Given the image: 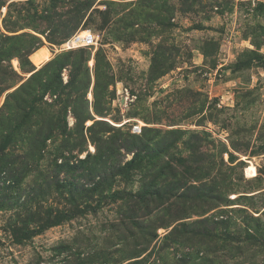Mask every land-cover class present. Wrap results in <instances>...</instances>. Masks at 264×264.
Instances as JSON below:
<instances>
[{
	"label": "rangeland",
	"instance_id": "obj_1",
	"mask_svg": "<svg viewBox=\"0 0 264 264\" xmlns=\"http://www.w3.org/2000/svg\"><path fill=\"white\" fill-rule=\"evenodd\" d=\"M0 264H264V0H0Z\"/></svg>",
	"mask_w": 264,
	"mask_h": 264
},
{
	"label": "built area",
	"instance_id": "obj_2",
	"mask_svg": "<svg viewBox=\"0 0 264 264\" xmlns=\"http://www.w3.org/2000/svg\"><path fill=\"white\" fill-rule=\"evenodd\" d=\"M68 42H69L68 46H70V47H76L79 45H81V46H92V45H95L97 43V37L90 30H88L87 33L76 32L75 34H73V36L70 38V40ZM119 92L121 94L124 93L122 90H119ZM126 95L129 98L128 92H126ZM140 130H141L140 125H133V131L134 132H139Z\"/></svg>",
	"mask_w": 264,
	"mask_h": 264
},
{
	"label": "trees",
	"instance_id": "obj_3",
	"mask_svg": "<svg viewBox=\"0 0 264 264\" xmlns=\"http://www.w3.org/2000/svg\"><path fill=\"white\" fill-rule=\"evenodd\" d=\"M26 233H28V232H26ZM29 234V233H28Z\"/></svg>",
	"mask_w": 264,
	"mask_h": 264
}]
</instances>
